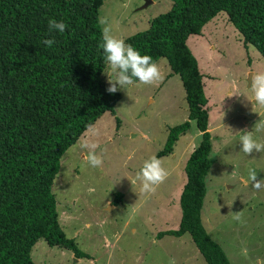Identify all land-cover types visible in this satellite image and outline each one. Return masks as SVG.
I'll return each mask as SVG.
<instances>
[{"label": "rangeland", "instance_id": "rangeland-1", "mask_svg": "<svg viewBox=\"0 0 264 264\" xmlns=\"http://www.w3.org/2000/svg\"><path fill=\"white\" fill-rule=\"evenodd\" d=\"M151 1L143 7L147 0H104L99 17H107L113 34L126 40L148 29L173 3ZM187 44L203 74L212 133L203 224L231 264H264V191H255L248 179L250 169L264 178V154L247 156L239 145L241 131H251L264 115V106L248 99L252 96L250 74L264 71V57L255 46L244 44L225 11L208 22L202 34L191 35ZM157 63L163 75L155 85L134 84L129 95L118 90L121 99L115 111L103 113L91 125L100 127L94 140L100 145L97 152L104 150L102 168L85 166V152L75 147L77 142L61 158L53 184L59 222L88 257L78 258L42 238L31 252L35 264H208L189 233L164 234L180 227L181 203L173 205L172 214L163 211H168L181 170L200 145L202 134L192 120L174 151L160 155L170 129L189 120V108L180 75L166 58ZM104 79L108 84L105 73ZM255 136L264 138V133ZM153 154L169 175L154 193H141L140 182L133 185L129 178L135 179L144 160ZM108 200L120 205L112 210ZM236 212L240 219H234Z\"/></svg>", "mask_w": 264, "mask_h": 264}, {"label": "trees", "instance_id": "trees-1", "mask_svg": "<svg viewBox=\"0 0 264 264\" xmlns=\"http://www.w3.org/2000/svg\"><path fill=\"white\" fill-rule=\"evenodd\" d=\"M171 9L125 42L155 62L166 58L179 74L189 108L186 122L170 129L160 155L197 122L200 145L188 159L177 230L189 233L208 264H231L202 220L205 179L212 163L208 98L199 63L187 44L221 12L264 57V0H172ZM104 0H0V264H35L40 239L88 257L59 222L53 184L61 158L121 93H109L107 65L98 48L99 9ZM64 20V33L48 31L49 19ZM55 39L49 48L42 41Z\"/></svg>", "mask_w": 264, "mask_h": 264}, {"label": "clouds", "instance_id": "clouds-1", "mask_svg": "<svg viewBox=\"0 0 264 264\" xmlns=\"http://www.w3.org/2000/svg\"><path fill=\"white\" fill-rule=\"evenodd\" d=\"M98 24L101 26V37L98 48L102 50L107 69L109 93H116L118 90L129 89L136 84L137 87L153 86L161 79V71L157 62L148 54H141L132 44L126 43L121 37L113 34L112 25L107 17H98ZM68 25L64 20L55 18L49 19L48 31L51 33H64ZM42 43L51 48L55 39H44ZM252 96L248 99L253 105L264 106V71L252 72L250 74ZM138 82V84H137ZM254 112L255 108L252 109ZM260 114V113H259ZM259 119L251 131H241L239 136L240 151L249 156L253 152L264 154V138H256V133H264V115L260 114ZM75 147L84 150L85 166L102 168L104 164L103 149L97 152L100 147L98 142L87 137L77 141ZM70 151V150H69ZM168 171L163 166V161L153 154L144 160L140 170L136 173L135 179H131L133 185L140 182L141 193H154L156 188L168 178ZM248 179L252 182L255 191H264V178H258L254 169L248 172ZM240 213L236 212L234 219H240Z\"/></svg>", "mask_w": 264, "mask_h": 264}, {"label": "crops", "instance_id": "crops-1", "mask_svg": "<svg viewBox=\"0 0 264 264\" xmlns=\"http://www.w3.org/2000/svg\"><path fill=\"white\" fill-rule=\"evenodd\" d=\"M213 20V19H212ZM151 23V22H150ZM203 31H204V29H203ZM202 31V32H203ZM160 71H161V69H160ZM161 75H163L162 74V71H161ZM138 83V82H137ZM97 125V124H96ZM99 130H100V127L98 126V127H96L95 128V126H92L91 128H89L88 130H86L85 131V133L79 138V140L80 139H82V138H87V137H90V138H92V139H94V138H96L97 136H98V133H99ZM211 130V129H210ZM174 149V148H173ZM172 149V152L174 151ZM195 150V149H194ZM194 150H192V152H191V154L193 153V151ZM174 156V159H176L177 158V154L175 155V152H174V154L172 153V157ZM191 156V155H190ZM190 156H188L187 157V160H186V163H187V161H188V159L190 158ZM179 166V163H177V164H175V167L177 168ZM185 170V166H183V168H182V170H181V176H180V183H179V185L177 186V187H175V189L172 191V197L170 198V202H171V204H168L167 206H168V211H163L165 214H172V211H173V205H179L180 203H181V195H182V192H183V189H184V186H185V184H186V182H187V177L185 176V172H183ZM205 201V200H204ZM108 202V204H110V206L112 207V210L114 209V208H116L118 205H120V203H113V201L112 200H108L107 201ZM167 210V209H166ZM207 210V208H206V205H205V202H204V204H203V209H202V216H203V214H205V211ZM168 230H177V229H172V228H169ZM167 230V231H168Z\"/></svg>", "mask_w": 264, "mask_h": 264}, {"label": "water", "instance_id": "water-1", "mask_svg": "<svg viewBox=\"0 0 264 264\" xmlns=\"http://www.w3.org/2000/svg\"><path fill=\"white\" fill-rule=\"evenodd\" d=\"M152 1L151 0H147L146 4L143 7H146L148 4H150Z\"/></svg>", "mask_w": 264, "mask_h": 264}]
</instances>
